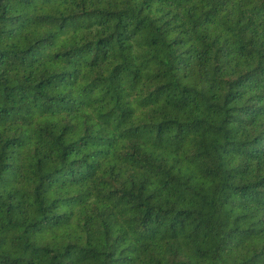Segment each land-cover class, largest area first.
Listing matches in <instances>:
<instances>
[{"label": "trees", "instance_id": "obj_1", "mask_svg": "<svg viewBox=\"0 0 264 264\" xmlns=\"http://www.w3.org/2000/svg\"><path fill=\"white\" fill-rule=\"evenodd\" d=\"M0 264H264V0H0Z\"/></svg>", "mask_w": 264, "mask_h": 264}]
</instances>
